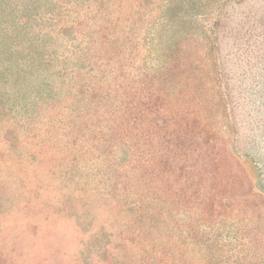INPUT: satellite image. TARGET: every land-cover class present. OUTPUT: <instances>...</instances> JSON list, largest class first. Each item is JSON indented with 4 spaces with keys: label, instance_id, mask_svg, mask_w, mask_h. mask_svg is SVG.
<instances>
[{
    "label": "rangeland",
    "instance_id": "1",
    "mask_svg": "<svg viewBox=\"0 0 264 264\" xmlns=\"http://www.w3.org/2000/svg\"><path fill=\"white\" fill-rule=\"evenodd\" d=\"M0 264H264V0H0Z\"/></svg>",
    "mask_w": 264,
    "mask_h": 264
}]
</instances>
